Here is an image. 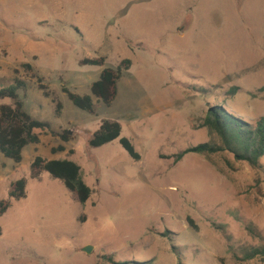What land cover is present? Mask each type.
Wrapping results in <instances>:
<instances>
[{"label": "rangeland", "instance_id": "374dc122", "mask_svg": "<svg viewBox=\"0 0 264 264\" xmlns=\"http://www.w3.org/2000/svg\"><path fill=\"white\" fill-rule=\"evenodd\" d=\"M99 57L104 68L81 66ZM124 59L133 66L117 100L94 98L95 116L63 91L92 96L103 70ZM15 70L29 85L19 93L26 112L72 140L39 132L20 164L0 152V201L27 180V198L0 217V264H264L235 260L261 244L249 226L264 237V159L255 171L227 152L169 158L219 143L201 127L213 106L264 117V0H0V87L14 85ZM104 121L120 123L141 161L120 140L90 146ZM37 157L77 163L88 204L47 173L33 180Z\"/></svg>", "mask_w": 264, "mask_h": 264}, {"label": "trees", "instance_id": "16d2710c", "mask_svg": "<svg viewBox=\"0 0 264 264\" xmlns=\"http://www.w3.org/2000/svg\"><path fill=\"white\" fill-rule=\"evenodd\" d=\"M106 62L107 59L105 57L84 59L81 61V66L104 68ZM132 66L133 61L131 59H124L120 62L117 69L105 68L100 80L91 87L92 96H81L71 92L68 88H63V91L77 108L95 116L97 108L94 98L107 106H112L118 97L119 82ZM24 67L29 71H33V66L30 64L24 65ZM15 74L14 85L8 88L0 87V102L4 100L13 102L12 105H0V152L6 158L20 164L23 161L24 149L30 144H40L39 132L49 131L54 136L61 138L65 143H69L72 137L68 131L62 134L54 132L49 123L39 121L26 112L24 102L21 100L19 93L27 90L29 85L20 77L19 70H15ZM36 78L39 89L44 92L47 98H51L52 95L44 84L46 79L39 76ZM240 90V88L234 87L230 89L229 94L235 96ZM260 91L262 92L264 89ZM54 103L56 104V112L60 115L63 106L56 99H54ZM201 127L208 129L211 137L217 138L219 143L201 144L169 158L174 159L175 163H179L191 154L211 157L227 152L233 155L238 163H246L255 171L263 169L264 117L256 122H248L230 113L224 106L216 105L209 109ZM121 135L122 127L120 123L104 121L100 130L90 140V146L92 148H100L120 140V144L130 157L136 162L141 161L142 157L136 151L133 143L127 138H121ZM65 151L66 149L63 146L54 150L55 153ZM44 173L49 174L55 180L63 182L68 191L76 195L81 205L85 206L91 200L93 191L86 184L82 176V168L77 163L70 160L49 161L42 157H37L31 166V178L39 180ZM257 187L261 190V182L259 180ZM26 198L27 180L21 179L12 185L9 192V200L0 201V217L4 216L11 208L12 200L21 201ZM188 223L191 228L198 230V226L193 219L188 218ZM247 232L261 244L258 247L244 250L242 257L235 255V260L238 263L264 262V237L262 233L253 226H249Z\"/></svg>", "mask_w": 264, "mask_h": 264}, {"label": "water", "instance_id": "95a60500", "mask_svg": "<svg viewBox=\"0 0 264 264\" xmlns=\"http://www.w3.org/2000/svg\"><path fill=\"white\" fill-rule=\"evenodd\" d=\"M84 252H86L87 254H91L93 252V248L92 247H86L84 248Z\"/></svg>", "mask_w": 264, "mask_h": 264}]
</instances>
